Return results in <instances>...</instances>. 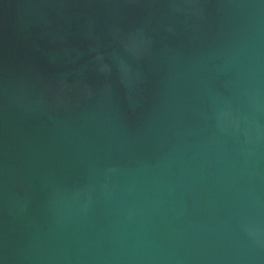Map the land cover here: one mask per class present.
Wrapping results in <instances>:
<instances>
[{"label":"water","instance_id":"water-1","mask_svg":"<svg viewBox=\"0 0 264 264\" xmlns=\"http://www.w3.org/2000/svg\"><path fill=\"white\" fill-rule=\"evenodd\" d=\"M0 264H264V0H0Z\"/></svg>","mask_w":264,"mask_h":264},{"label":"clouds","instance_id":"clouds-1","mask_svg":"<svg viewBox=\"0 0 264 264\" xmlns=\"http://www.w3.org/2000/svg\"><path fill=\"white\" fill-rule=\"evenodd\" d=\"M101 70H102V71H107V70H108V69H107V66H106V65L103 66Z\"/></svg>","mask_w":264,"mask_h":264}]
</instances>
